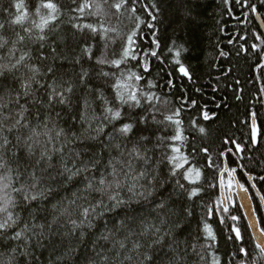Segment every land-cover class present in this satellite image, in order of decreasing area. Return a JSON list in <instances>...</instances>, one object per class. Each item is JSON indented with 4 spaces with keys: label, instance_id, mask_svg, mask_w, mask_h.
<instances>
[{
    "label": "trees",
    "instance_id": "1",
    "mask_svg": "<svg viewBox=\"0 0 264 264\" xmlns=\"http://www.w3.org/2000/svg\"><path fill=\"white\" fill-rule=\"evenodd\" d=\"M17 2L23 4L24 7L21 11H26L28 15L23 25H10L7 30H0V36L8 41L6 47L0 48V57H3V59H0V64L8 63L9 50L14 47L16 58L21 54L28 53L32 56V59H26V63L40 66L43 73V66L39 65L35 58L36 50L39 47L36 36L40 33L33 25V21L40 22L39 16L35 15V5L39 0H0V23L14 20L17 14L15 9L11 10L13 14L9 16L5 12V8L9 4ZM53 2L61 7V12L58 14L57 21L50 26L55 28V33H47L50 41L55 40L63 46L64 41L67 40L68 44L73 47L77 46L79 33L71 28L69 20L81 26L92 24L100 28L102 25L103 28L112 31H109L105 36L103 30H101L97 56L105 50V40H107L110 58H118L123 38L133 30L134 23L128 20L126 15L118 16L111 13L105 15L103 12L100 15L88 14L89 11L95 13L97 4L101 5L104 11L107 12L109 5L116 2V0H108L107 3L105 0H88L93 5L92 9H86L83 15L74 13L71 17L66 13L68 0H53ZM154 2L160 9L158 14L150 7ZM248 3L256 5L258 12L252 13L250 8L242 7L241 3H237L236 0H227V2L225 0H138L136 4L137 9L140 10L137 14L144 21L140 25L139 48L150 50L154 47L152 44L153 39L158 38L161 45L160 54L165 60V63L161 65L156 59H152V72L149 78L158 79L161 89L167 91L164 88L169 78L167 73L172 72V79L176 83V88L172 89V95L167 98L171 101L166 109L167 114H171L176 108H180V98L186 97L189 104L183 107L180 115L183 120L185 135H188L190 140L195 137L198 145L209 147L214 158L215 153L223 147L225 137H231L242 144L248 140L251 131V112H256L257 123L260 130L264 132V93L260 91L261 88H264V68L257 67L258 64L264 63V61H261L259 54L253 53L250 48L252 43L260 44V41L255 39V34H264V3H262V0H248ZM41 12L47 16V10L42 9ZM148 12L156 14V20H151ZM258 17L262 20L263 28ZM149 23L153 24L154 28H148L147 24ZM26 28L32 30L31 38L25 31ZM45 31L47 32V29ZM17 33L25 35L24 42L14 43ZM241 36H246L247 41L239 40L238 37ZM173 41L187 49L186 52L181 54V61L189 68L192 75L191 80L181 78L179 73L175 71L177 66L170 63L172 56L168 53V48L172 46ZM229 41H232V43H229ZM91 43L97 44L95 40ZM241 43L249 48L247 55H237ZM221 50L228 53V56L221 57L219 55ZM112 53H115L116 56H111ZM12 62H15V60L13 59ZM135 63V61H131L129 67ZM84 66L88 67L87 64ZM61 71L71 73L73 68L65 63ZM76 71H79V68ZM26 72L27 69L21 67L16 71L15 76L9 73L7 78L0 77V86H16V79L22 77ZM116 75L117 77L120 76L118 70ZM237 80L240 81L239 85L236 84ZM47 82L51 83V81ZM241 88L243 91L239 92ZM43 94L41 92V95ZM237 94L242 96L239 101L235 98ZM84 95H86V90L83 86L77 87L76 95L73 96V104H75L77 97ZM192 100L196 101L195 107L191 106L190 102ZM217 105H220V107H217ZM204 110H207L210 116L214 115V118L204 120L202 117ZM33 112H35V109H33ZM55 112H60V116L56 117ZM8 115L9 111L7 110L0 112V120ZM73 115L71 108L64 110L57 107L53 112V123L50 124V127L53 128L50 133L52 137L51 145L47 144V137L40 138L46 147L59 149V151L49 153L52 157L51 162L58 168L62 167V162L75 159L76 153L91 151L87 144H79L73 139V133L79 135L82 131L79 123L74 121ZM29 120L34 122V116H30ZM193 120L206 129L205 135L201 136L191 127V121ZM60 129L64 130V135L57 138L56 132ZM17 134L27 136L29 132L27 129H21L20 133H13L9 136L13 143H15V135ZM167 134H174L173 130L169 129ZM68 140H72V142H68ZM261 144L264 145V141H261ZM21 147L23 146L10 148L3 156L15 169L14 180L19 172H23V179L31 183L28 173L33 170L34 161L39 156L41 149L37 146L35 155L29 156L27 149L23 148L24 159L18 161ZM132 147V144H127L116 152H111L110 155L115 157L112 163L116 165L118 170L123 167L124 171H128L127 163L117 162L130 161L133 176L147 169L149 175L136 185L137 193L144 192L145 196H132L128 193L127 187H124L121 192V198L126 201L124 206L106 213L103 217L90 215L92 228L76 229L74 233L67 237L61 234L66 229H61L58 226H55L52 232L45 229V236L41 238L39 245H37L36 238L33 237L31 246L28 247L29 255H21L25 250V245L22 242L5 238L0 241V253H3V255H0V264H7V260L12 255L9 251L10 248L17 249L15 264H34L33 257L38 258L35 264H115L116 249L113 248V244L117 240H124L125 242V249L121 250L119 259L123 260L125 255L132 257L131 261L124 260V264H133V261H135V264H140V262L145 264L143 255L150 251V239L156 235V228L160 229L159 235L171 231L180 240L189 239L195 242L198 248L203 245L202 255L204 258L199 260L194 257L196 264H213L214 257L219 259L220 264H264V261L260 260L259 250L255 247L256 244L238 203L234 207H229V210L231 215H237L240 219L235 222L227 219L225 224L220 223V216L228 215L216 211L217 202L221 201L218 179L219 171L224 168L222 163L224 158L217 161L221 165L220 170H209L206 173L210 182L217 184L216 188H209L207 194H202L208 208L201 206L202 202L197 200L194 205H186V207L191 208L193 215L185 217L180 215L181 205L172 204L173 200L180 199L179 191L174 183L160 187L151 186V173L154 169L160 167L158 161L161 158V152L157 150L155 155L151 152L148 153L149 164H151L149 168L143 161H137L129 155ZM226 147H233V145L228 144ZM96 150L97 152L100 151L99 148ZM168 151L171 154V150ZM182 151L187 152V149H182ZM13 152L16 155H13ZM246 156H253L257 161H261L260 164L249 163L247 171L251 176L257 178L254 179V183L261 195H264V181L258 179L259 176L264 175V147H261L258 152L250 151L246 153ZM108 160L109 156L106 155L103 158L101 173L111 172V165H109ZM227 164L229 168L236 166L231 155L227 157ZM41 166H43V162ZM68 166L72 167V164L69 163ZM54 174V170L44 173L46 179L42 180V183L50 181ZM213 176H215V179H213ZM236 176L238 181L249 189L260 227L261 229L264 228V210L252 190L248 176L239 169ZM120 178L123 179L122 176ZM128 183H132L131 179ZM141 184L144 186L140 187ZM15 186H19L18 181ZM83 189V184L79 186L71 184L67 190L61 189L66 199L60 204L59 212H71L79 207V211L74 217L78 223L79 220L83 219V208L95 204L96 200L100 198L96 193H84ZM148 192H151L152 195H147ZM81 196L87 198L81 199L79 198ZM70 200H76V203L66 209L65 203ZM159 201H164L169 205L168 214L160 211ZM105 203H108V201L106 200ZM173 209H175L176 214L170 215ZM208 209H211L212 212L209 213ZM12 211L19 214L25 222L31 223L32 216L28 212H24L20 208L12 209ZM31 213L36 217V223L45 225L51 221L53 215L45 210L44 203H39L38 206L31 209ZM205 223L210 225L215 233L216 242L205 239L203 231ZM177 224L179 228L176 227ZM229 225L239 227L242 240L232 241L228 239L232 235ZM23 226V223H21L17 230ZM198 228L200 229L199 238L196 236ZM81 231L84 233L83 237L80 235ZM105 236L110 237V239L105 240L103 238ZM125 237H128V239H125ZM137 244L141 247H135L134 249V245ZM209 244H211V247L207 246ZM240 247L245 248L250 255L234 254ZM104 257H107V259Z\"/></svg>",
    "mask_w": 264,
    "mask_h": 264
},
{
    "label": "snow or ice",
    "instance_id": "2",
    "mask_svg": "<svg viewBox=\"0 0 264 264\" xmlns=\"http://www.w3.org/2000/svg\"><path fill=\"white\" fill-rule=\"evenodd\" d=\"M105 2L107 3L108 0ZM236 2L241 3L242 7L250 8L252 13L258 12V7L249 4L248 0H236ZM137 3L138 0H116L109 5L107 12L101 5L97 4L95 13L91 11L88 13L89 15H100L102 12L105 15L109 13L118 16L126 15V18L135 25L133 30L123 38L118 58H110L107 40H105V50L97 56L101 30L105 36L109 31H112L103 28L102 25L100 28L92 24L81 26L69 20L71 28L79 33L77 46L73 47L68 44L67 40L64 41L63 46L55 40L50 41L47 33H55V28L50 26L57 21L61 7L53 0H39L35 5V15L39 16L40 22L33 21V25L40 33L36 36L39 47L36 50L35 58L39 65L43 66V73L40 66L26 63V59H32L28 53L21 54L16 58L14 47L9 50L8 63L0 64V77L5 78L8 77L9 73L15 76L16 71L21 67L27 69L22 77L16 79V86H0V112L9 111V115L0 120V159L4 158L3 154L7 153L10 148H17L22 145L18 161L23 160V148L31 153L30 145L40 143L41 137H47L48 140L52 139L50 133L53 128L50 127V124L53 123L55 109L57 107L64 110L71 108L74 113V121L78 122L82 129L79 135L72 134L73 139L79 144H87L91 151L78 152L75 159L62 162V167L57 169V175L61 182L71 181L75 186L83 184L84 193L103 194L108 201L105 203L101 197L96 200L95 204L83 208L84 221L90 222V215L103 217L106 213L124 206L126 201L121 198L124 187H127L128 193L132 196H145L144 192L137 193L136 185L149 175L147 169L133 176L130 161L117 162L127 163L128 171H124L123 167L118 170L116 165L112 163L115 157L110 153L116 152L127 144L133 145L129 155L137 161H143L149 168L151 164H149L148 153L151 152L155 155L157 150L161 152V158L158 161L160 167L151 173L152 180L150 183L153 187L170 185V183L176 185L180 199L173 200L172 204L181 205L180 215L185 217L193 215L191 208L186 207V205H194L197 200L202 202L201 206L208 208L202 194H207V190L216 188L217 184L211 183L206 173L209 170H220L221 165L217 162L220 158H224L222 161L224 168L219 171V189L222 191L227 187L231 190L233 181H235V187L239 193L244 194L241 199L245 197L251 199L248 196L249 189L236 180V173L239 169L250 180L257 179L249 174L247 167L249 163L260 164L261 161H257L253 156H246V153L258 152L261 147H264L261 144V141H264V132L257 126L256 112L250 113L251 131L248 140L242 144L231 137H225L223 147L215 153V158L209 147L198 145L195 137L190 140L189 136L185 135L183 120L180 118L183 107L189 104L188 99L181 97V107L176 108L171 114L166 112L167 106L171 103L167 98L172 95V89L176 88V83L172 79V72L167 73L169 78L164 85L167 91L161 89L158 79L149 78L152 72V59H156L161 65L165 63V60L160 54L161 45L158 38L153 39L154 47L150 50L139 48L140 25L144 21L137 14L140 11L136 7ZM23 7V4L18 2L9 4L5 8V12L11 16L13 14L11 10L15 9L17 14L14 20L0 23V30H7L10 25H23L28 15L26 11H21ZM92 7L93 5L88 0H83V2L81 0H68L66 13L70 17L74 13L83 15L86 9L91 10ZM150 7L155 10V13L160 12L155 2ZM42 9L47 10V16L42 14ZM148 15L151 20L157 18L153 12H148ZM147 27L152 29L154 25L149 23ZM25 31L31 38L32 30L26 28ZM262 37L264 34H255V39L260 41V44L252 43L250 48L253 53L259 54L261 61H264V38ZM238 39L247 41L246 36L238 37ZM94 40L97 42L96 45L91 43ZM24 41L25 35L17 33L14 43L18 44ZM7 44L8 41L0 36V48L6 47ZM186 51L187 49L183 45H177L175 41L168 48V53L172 56L170 63L177 66L175 71L179 73L181 78L191 80L192 75L189 68L181 61V54ZM248 52L249 48L241 43L237 55H247ZM219 55L226 57L228 53L221 50ZM111 56H116V54L112 53ZM13 59L15 62H12ZM58 61L60 63H57ZM131 61L136 63L129 67ZM65 63L72 66L73 71L71 73L61 71ZM85 64L88 67H85ZM257 67L264 68V63L258 64ZM77 68L79 71H76ZM117 70L120 72L119 77L116 75ZM47 81H51V83ZM236 84L239 85L240 81L237 80ZM81 85L86 90V95L77 97L75 104H73V96L76 95L77 87ZM242 91V88L239 89V92ZM260 91L264 93V88H261ZM41 92L44 94L41 95ZM235 98L239 101L242 96L237 94ZM190 103L192 107L196 106L195 100ZM30 116H34V122L29 120ZM55 116L59 117L60 112H55ZM202 117L204 120H210L214 118V115L210 116L208 111L204 110ZM191 127L201 136L206 134V129L198 125L195 120L191 121ZM21 129H27L29 134L27 136L15 135V143H13L9 136L13 133H20ZM169 129H172L174 134L168 135ZM56 135L58 137L64 135V130L60 129ZM68 142H72V140H68ZM178 144L179 146H177ZM228 144L233 145V147H226ZM97 148L100 149L99 152H97ZM169 149L171 154H169ZM182 149H187V152L182 151ZM13 155L16 153L13 152ZM106 155L109 156L108 163L111 165V172L107 174L100 171L103 158ZM229 155L233 157L235 167L229 168L227 166ZM48 159H52V157L49 156ZM69 163L72 164V167L68 166ZM225 172L229 177L227 184H225ZM18 176L19 186H14L17 197L15 208L28 212L32 216V221L31 223L25 222L19 214L12 210L6 216L0 211V241L7 238L11 241L22 242L25 245V250L21 255H29L28 247L31 246L33 237L36 238L37 245H39L44 229L42 223L39 230L34 227L36 217L31 213V209L38 206L39 203L45 202V192L41 190V182L36 181L34 172L31 174V183L23 179V172H19ZM121 176L123 179L120 178ZM129 179L132 183H128ZM258 179L264 181V175L259 176ZM56 182L53 180L52 184ZM52 184L47 186L48 191H51ZM143 186V184L140 185V187ZM251 187L255 189L256 184L253 183ZM147 195L150 196L152 193L148 192ZM79 198L86 199L87 197L81 196ZM224 199L227 200L230 197ZM259 199L264 203V195H261ZM69 202L75 204L76 200ZM158 205L161 212L168 214L169 205L164 201H159ZM233 206L236 205L233 204ZM239 207H244V205L241 204ZM216 211L228 214L227 216H220L221 224H225L227 219L234 222L240 219L239 216L230 214L229 207L224 204L223 200L217 202ZM208 212L211 213L212 210L208 209ZM175 214V209H173L170 215ZM21 223L24 226L17 230ZM89 227H92L91 223H89ZM176 227L179 228V225L177 224ZM28 229H31V233L27 231ZM229 229L232 233L228 237L229 240H242L239 227L229 225ZM38 231L41 234L37 236ZM203 231L206 240L216 242V235L210 225L205 223ZM199 232L200 229L198 228L197 238H199ZM155 233L156 235L150 239V251L143 255L145 264H196L194 257L203 260V245L198 248L195 242L189 239L180 240L171 231L159 235L160 229L156 228ZM103 238L107 239V236ZM256 239L258 242L255 247L259 250L260 260L264 261V228L260 229V235ZM207 246L211 247V244ZM135 247L140 248L141 246L137 244ZM9 251L12 255L7 260V264H15L17 249L10 248ZM234 254L250 255L243 247L238 248ZM104 258L107 259V257ZM37 260V257H33L34 264ZM213 264H220L219 259L214 257Z\"/></svg>",
    "mask_w": 264,
    "mask_h": 264
},
{
    "label": "clouds",
    "instance_id": "3",
    "mask_svg": "<svg viewBox=\"0 0 264 264\" xmlns=\"http://www.w3.org/2000/svg\"><path fill=\"white\" fill-rule=\"evenodd\" d=\"M58 138V136L56 135ZM52 139L47 141L48 145H51ZM39 147L41 149L39 156L36 157L34 161V167L33 170L28 173V177L31 180V174L34 172L36 174V181L41 182L40 187L41 190L45 192V210L47 212L52 213V219L49 223L46 225L44 224L43 229V236H45V229H47L48 232H52L53 228L55 226H58L61 229H66V231L62 232L61 234L65 237L75 232L76 229H83L84 227L92 228L93 224L89 221L79 220V223L77 222V219L74 218L77 215V212L79 211V207L76 209H73L71 212L65 211L63 213L59 212V207L62 202L65 201V195L61 191V189L67 190L69 185H71V181L67 182H61L60 177L57 175V169H59L56 165H54L51 162V159H48L50 156L49 153L52 151H59V149H53L46 147L44 142H40L35 145H30L32 148L31 153L27 151V154L29 156L35 155V149L36 147ZM78 158V157H77ZM43 162V166L42 165ZM49 170H54V175L52 179L46 183H42V180L46 179L44 177V173L48 172ZM14 172L15 169L9 164L8 160L5 158L0 159V211H2L5 216L7 213L15 209V206L17 204V197L15 195V183L19 180L18 174L15 177L14 180ZM67 174V173H65ZM57 181L55 184H52V181ZM49 184H52L51 191L47 190V186ZM99 197L103 198L104 202L107 200V197L103 194H99ZM72 205L69 201L65 203V208H70ZM115 211V210H113ZM89 223L92 224V227H89ZM36 229H40V223H36L34 225ZM29 233H31V229L27 230ZM41 233L38 231L37 236ZM81 237H83L84 233L81 231L80 233ZM110 237L107 236V239L109 240ZM125 239H128V237H125ZM113 248L116 249V258H115V264H124V260H132V257L129 255H125L123 260L119 259L121 250L125 249V242L124 240H117L113 244ZM135 249V245H134ZM133 264H135V261H133ZM140 264H143V262H140Z\"/></svg>",
    "mask_w": 264,
    "mask_h": 264
},
{
    "label": "water",
    "instance_id": "4",
    "mask_svg": "<svg viewBox=\"0 0 264 264\" xmlns=\"http://www.w3.org/2000/svg\"><path fill=\"white\" fill-rule=\"evenodd\" d=\"M259 23L261 25V27L263 28V23L260 17H258ZM226 173V172H225ZM224 173V174H225ZM221 195H222V199L224 201V204H226V200L224 199L225 196V190L223 189L221 191ZM243 193H239V190L236 188L235 190V196L238 200L239 205L243 204L244 207H241L243 215L245 217V220L248 224V227L250 229L251 235L253 237L254 243L256 244L258 242V240L256 239L257 237H259L260 235V223H259V219L256 215V211H255V207L251 199H248L247 197L241 199V197L243 196ZM248 196L251 197L250 193L248 192ZM260 197V195H258ZM231 199H233L232 195H231ZM263 209H264V203H263Z\"/></svg>",
    "mask_w": 264,
    "mask_h": 264
},
{
    "label": "flooded vegetation",
    "instance_id": "5",
    "mask_svg": "<svg viewBox=\"0 0 264 264\" xmlns=\"http://www.w3.org/2000/svg\"><path fill=\"white\" fill-rule=\"evenodd\" d=\"M256 123H257V120H256ZM257 126L259 127V125H258V123H257ZM227 166H228V164H227ZM224 178L226 179L225 180V184H227V180H228V174L227 173H225L224 174ZM249 179V178H248ZM236 180H238V178H237V176H236ZM249 182L251 183V185L254 183V179H249ZM224 190H225V196L226 197H230V199H227L226 200V204L225 205H227L228 207H234L233 206V204H235L236 205V203H238V200H237V198H236V196H235V190H236V187H235V181H233V188L231 189V190H229L227 187H225L224 188ZM252 190H253V192L256 194V196H257V198L259 199V196L258 195H260L261 196V193L258 191V189H257V187L254 189V188H252ZM249 193H250V191H249ZM231 195H232V197H233V199H231ZM250 195H251V193H250ZM220 197H221V200H223L222 199V195H221V190H220ZM251 198H252V195H251ZM252 201H253V199H252ZM259 201H260V199H259ZM260 203H261V205H262V208H263V203L260 201ZM239 204V203H238ZM253 204H254V202H253ZM241 208V207H240ZM242 210V209H241ZM264 210V209H263Z\"/></svg>",
    "mask_w": 264,
    "mask_h": 264
}]
</instances>
